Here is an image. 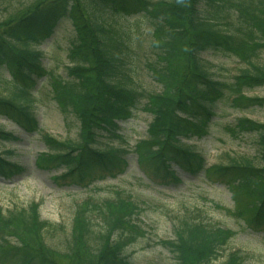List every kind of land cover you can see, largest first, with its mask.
Segmentation results:
<instances>
[{
  "label": "trees",
  "instance_id": "16d2710c",
  "mask_svg": "<svg viewBox=\"0 0 264 264\" xmlns=\"http://www.w3.org/2000/svg\"><path fill=\"white\" fill-rule=\"evenodd\" d=\"M15 12L0 20V76L11 87L6 95L0 93V116L30 133L39 132L36 109L54 102L68 121L80 120L77 142L55 140L49 153L37 159L39 166L63 171L55 179L58 186L87 187L93 180L117 176L133 151L139 166L165 183L180 184L177 166L230 184L239 199L233 215L245 228L264 231V123L239 118L217 129L233 139L257 134L261 164L243 158L206 167L197 150V142L219 123L221 106L264 105V97L243 95L264 86L262 66L224 73L221 79L210 63L221 57L241 62L261 57L264 0H33ZM141 20L146 21L144 29ZM64 22L70 27L64 38L68 78L45 68V52L35 48ZM140 66L158 83L155 88L135 78ZM141 112L152 117L148 135L128 149L126 138L118 133L119 122ZM14 139L0 128V141ZM12 157L11 150L0 151L4 179L24 169ZM111 189L108 196L91 195L75 207L76 241L70 242L69 251L79 234L85 260L27 245L15 230L4 229L0 264H130L127 248L144 231L135 221L142 206L127 188ZM5 214L0 207V223L6 221L11 228L12 219H19L18 231L30 237L41 238L53 230L35 205L17 209L11 218ZM179 223L176 238L161 241L175 264H211L223 256L230 230L206 227L192 216ZM188 253H199L198 263L191 262ZM222 264H244V259L230 250Z\"/></svg>",
  "mask_w": 264,
  "mask_h": 264
},
{
  "label": "rangeland",
  "instance_id": "374dc122",
  "mask_svg": "<svg viewBox=\"0 0 264 264\" xmlns=\"http://www.w3.org/2000/svg\"><path fill=\"white\" fill-rule=\"evenodd\" d=\"M32 2L33 0H0V20L12 17L15 15V11L23 10ZM145 22V20L139 21L143 29ZM58 26L61 27L57 28L51 38L42 41L35 48L45 52L42 60L45 68H50L52 73L57 76L68 78L64 62L66 60L64 38L67 37L69 24L64 22ZM210 63L214 74L223 79L224 73L240 74L255 66L264 68V53L259 59L252 60V62H241L236 58L221 57V60L213 59ZM139 68L135 78L141 80L145 87L155 88L158 83L148 75V71L144 70L142 66ZM5 76H8L7 72L4 73V78H6ZM2 78L3 75L0 76V93L6 95L11 87L6 85ZM44 86L48 87L46 83ZM2 88L4 91L1 92ZM243 95L264 97V86L245 92ZM220 112L219 123L214 125L210 135L197 142V150L206 159L205 166L230 164L235 161L239 162L243 158H252L257 164H261V146H259L257 134L233 139L228 132L217 131V129L218 126L234 123L239 118L264 123V105L252 106L248 109L226 105L223 108L221 106ZM36 113L41 131L33 134L0 116V128L10 131L17 137L14 140L0 141V151L9 152L11 150L12 158L24 168L21 174L9 180L0 177V207L6 213L5 215L11 218L17 209L35 205L41 218L53 225V230H46L41 238L34 234L30 237L29 234L18 231L19 219H12L11 228L5 225L6 221L0 223V233L4 229H8L6 232L9 229L15 230L20 235L18 238H21L27 245L31 244L44 251L65 252L66 256L73 258L75 256L76 261L78 256L83 258L81 261L85 260V253H82L84 246L79 234L76 238L80 240L77 243H72L71 251H69L70 242L76 241L73 231L75 207L91 195L105 197L108 196L111 188L120 187L127 188L142 206V211L135 217V221L144 231L127 248L130 264H175L173 255L162 245L161 241L174 240L176 238L175 230L180 225L179 222L183 218L191 216L206 227L218 226L231 231L227 236L228 240L224 246L223 256L220 254V258L212 261L211 264H222L225 252L235 249L241 254L244 264H264V231L245 228V222L233 215L239 199L238 195H234L231 185L215 178L211 180L202 171L190 174L175 166L180 184L165 183V181L145 172L139 166L136 153L130 151L126 156L127 167L117 176L108 175L93 180L87 187L58 186L55 179L60 177L63 171L39 166L36 163L37 159L39 160L49 153V144L54 143L55 140L77 142L81 123L77 119L68 121L54 102L49 105L40 104ZM151 120L152 117L148 113L141 112L137 118L119 122L122 127L118 129V133L126 138L127 143L129 140L133 146L135 140L142 136L147 137V128ZM117 142L114 141L112 144L121 145ZM12 236L14 235L10 237L16 239ZM199 255V253H188V259L191 258V262L198 263ZM59 258L64 261V257ZM56 259L58 258L56 257Z\"/></svg>",
  "mask_w": 264,
  "mask_h": 264
}]
</instances>
